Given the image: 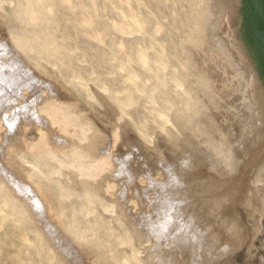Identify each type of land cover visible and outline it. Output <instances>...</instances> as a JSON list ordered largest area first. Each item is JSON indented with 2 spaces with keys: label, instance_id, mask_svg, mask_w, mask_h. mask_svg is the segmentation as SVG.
<instances>
[{
  "label": "rangeland",
  "instance_id": "374dc122",
  "mask_svg": "<svg viewBox=\"0 0 264 264\" xmlns=\"http://www.w3.org/2000/svg\"><path fill=\"white\" fill-rule=\"evenodd\" d=\"M17 1L24 3L4 0L0 8V147L6 146L0 150V209L7 210L0 212V264H74L65 254L72 257L71 247L89 264H141L130 255L148 244L145 234L158 236L155 243L185 235L184 241L197 248L190 256L196 264H264V111L255 101L258 95L264 100V89L258 92L256 86V65L262 63L255 64L256 46L250 41L254 0H231L233 13H224L212 43L201 33L212 0H71V5L50 0L54 20L35 24L38 30L56 27L48 32L57 44L49 55L44 40L25 47L31 25L13 13ZM122 11L137 16L139 30L111 27L123 18ZM82 12L91 15L92 25L81 23ZM141 51L147 64L137 59ZM23 89L31 107L35 99L44 105L41 98L50 97L74 113L87 131L84 140L63 131L75 128L61 113L57 125L41 113L47 120L44 132L57 153L76 142L86 161L102 166L95 181L66 168L64 176H54L70 190L65 197L56 183L27 181L15 146L22 135L36 141L37 123L24 114L8 119L19 112L16 95ZM13 120L21 128L15 130ZM53 136L66 142L57 144ZM13 137L12 144L6 142ZM26 182L39 201L23 192ZM85 191L91 200L82 196ZM4 203L13 204L20 223L9 217L11 207Z\"/></svg>",
  "mask_w": 264,
  "mask_h": 264
},
{
  "label": "bare ground",
  "instance_id": "6f19581e",
  "mask_svg": "<svg viewBox=\"0 0 264 264\" xmlns=\"http://www.w3.org/2000/svg\"><path fill=\"white\" fill-rule=\"evenodd\" d=\"M24 1V3H23ZM40 1H43V2H40ZM45 0H22V3L23 4H19L17 1V7H19V9H16L15 7V11L13 13H16L17 15H21L23 17H25L26 21L31 25L29 26L26 31L29 33L27 36L25 35V37L27 38V42L25 44V47L29 46L31 47V45L33 46H37L41 43H43V40L45 41V47H46V53L49 55L51 49L54 48V50L57 48V44L54 40V35L51 36L48 34L49 31H54L56 30V27L53 26L52 24H45L44 27L40 28L39 30L35 27V24H36V21H40V22H43V23H47V22H50L53 19L52 16H54L55 12H56V8H55V3L50 1V0H47L49 2H44ZM126 3H129L130 0H125ZM52 2V3H51ZM214 2V4H213ZM12 3V2H10ZM21 3V2H20ZM48 3V4H47ZM54 3V4H53ZM65 5H71L72 4V1L71 0H63V2ZM4 4V0H0V8L2 7V5ZM76 7L78 6H82V4L79 5V3H75L74 4ZM78 5V6H77ZM91 6H96V3L93 1L92 3H90ZM232 2L231 0H212V4H211V9L209 11V14L206 15V18L204 19L203 23H202V27H201V33H202V36L203 37H208L212 42H214L215 40L217 41L218 39V31H219V28H220V22L222 20V17L224 16V13L227 12V10L229 11V13H233V8H232ZM252 13L253 15H255V18L253 19L252 18V22H253V25L251 26L252 30H253V36H251L250 38V41L251 42H254L255 46H256V61H255V64L258 63V59H261V65H256L257 66V69L255 70L256 73L258 74L257 76V82L258 84L256 85L258 87V92L260 90L263 91L264 89V13L260 7V4H259V1L258 0H254V4H253V8H252ZM241 14V12H240ZM44 15H48L50 16L51 18L50 19H46V18H43ZM82 15V20H81V23L84 25V24H87V25H92V23L94 22L91 15L85 12H82L81 13ZM121 15L123 18H121L119 21L118 20H115L113 23H112V28L113 29H116L118 31H122V32H131V30H139L140 29V23L137 19V16H130L128 17L127 16V13H125L124 11L121 12ZM17 17V16H16ZM22 17V19H23ZM18 18V17H17ZM24 19V20H25ZM21 20V19H19ZM23 20V21H24ZM84 32H86V30H83ZM26 32V33H27ZM47 33V34H46ZM13 36V35H12ZM96 36L100 39L103 38V35L101 34H96ZM16 37V38H15ZM18 35H14V41L16 43H19L21 38H17ZM22 37V36H21ZM24 37V39H25ZM20 39V40H18ZM245 35L242 36V44L240 42H238L237 46L240 47V44L242 45V47L245 49V48H248L249 47V44H245ZM218 43V42H217ZM244 43V44H243ZM22 44V45H24ZM220 44V43H219ZM225 44V42H224ZM222 45H223V42H222ZM122 46V44H121ZM225 46V45H224ZM30 47H28L30 49ZM32 48V47H31ZM34 48V47H33ZM35 51V50H33ZM16 52V51H15ZM17 53V52H16ZM17 56V55H16ZM130 58V57H129ZM20 59V58H18ZM137 59L140 63L142 64H147L148 61H147V58L145 56V54L141 51L140 53H138V56H137ZM15 60V58H14ZM11 61V60H10ZM20 64V62H18ZM18 63H16L18 65ZM14 65V64H13ZM22 65H25L24 63H22ZM21 65V66H22ZM26 66V65H25ZM20 67V66H19ZM27 67V66H26ZM23 68V67H22ZM18 69V68H17ZM21 70V69H20ZM23 70V69H22ZM17 72V71H16ZM27 72V71H26ZM29 72H32V71H29ZM33 73V72H32ZM28 74V73H27ZM29 76H33V75H29ZM25 77V76H24ZM17 78V77H16ZM29 78V77H28ZM31 78V77H30ZM29 78V79H30ZM10 79V78H9ZM23 80V79H22ZM28 80V79H26ZM41 80V79H40ZM39 81V80H38ZM25 82V81H23ZM29 82V81H28ZM32 82V80H31ZM41 82V81H40ZM17 83V82H16ZM22 83V82H21ZM20 83V84H21ZM37 83V82H36ZM42 83V82H41ZM34 84V83H33ZM39 84V83H38ZM37 84V85H38ZM41 85V84H39ZM38 85V86H39ZM44 85L45 82H44ZM43 85V86H44ZM18 86H19V83H18ZM27 86V85H26ZM34 86V85H33ZM48 86V85H46ZM13 87V86H12ZM11 87V88H12ZM25 87V85L23 86ZM36 87V86H34ZM15 88V87H14ZM21 88V87H20ZM28 88V87H27ZM10 89V88H9ZM19 89V87H18ZM48 89V88H46ZM45 89V90H46ZM53 89V88H52ZM51 89V90H52ZM14 90V89H13ZM11 90V91H13ZM38 90V89H37ZM49 90V89H48ZM16 91H17V86H16ZM15 91V92H16ZM26 91V90H25ZM23 90H21L19 93H17L16 95V98L17 99V103L21 105V107H17L15 110H18L19 112L18 113H14L13 115H10L8 116V114H6V118L8 116V119H12V118H15V117H18L20 114H24L25 115V119H29L30 115L33 117V119L36 121L37 123V131L39 133V136H37L38 138L36 139V141H29V139H27V136L26 135H22L23 138L17 142L16 146L17 147V151H16V160L18 163L21 164V166L19 167V169L22 171V173L24 174V176L26 177L27 181L31 184H35L36 182H47V183H50V184H53V183H56L57 185V188L60 192V194L62 196L64 195H68L66 193H68V189L65 190L64 187H62V182L61 181H54V176L57 175L59 177H62L64 176V171L65 169H69V170H74L75 172H77V174L81 177V178H85L87 180H91V181H95L97 177H99L102 172H103V167L101 166H97L96 165V162L91 160V161H86L85 158V154L83 152V150L80 148V146L76 145V142H72L71 145H69V147H66L64 149H61L59 153H57L52 147H50V142L48 141V138L46 137V133L44 132V125L46 124L47 125V120L45 118H42L41 117V113H46V115L51 118L52 122L51 124L52 125H57L59 124V120L57 119V116L59 113L63 114L64 115V123H66V125H71L73 126L75 129H74V132L71 133V132H68L66 130V128H62L64 132L66 133H69V134H76L77 135V138L78 140H84L85 139V135L87 133L86 129L81 126L80 124L77 123V118L75 119V115L74 113L70 110V108L66 105H64L62 102L59 103L57 100H54V99H44V98H41L42 101H44V105H37V102L34 100L32 102H30V104L32 103L33 106L31 107V105H29V103L27 104V100H26V92ZM18 92V91H17ZM23 92V93H22ZM41 93V92H40ZM49 93H53V92H49ZM11 94V93H10ZM59 94V93H58ZM39 95V94H38ZM57 95V94H56ZM40 96V95H39ZM258 96L260 97V99L258 100ZM255 99L256 103L258 102L260 104V106L262 107L263 111H264V100L262 99V96L261 95H258ZM11 99H14L15 96L12 95V97H10ZM35 98V97H33ZM53 98V97H52ZM39 98H37L38 100ZM39 101V100H38ZM22 109L25 110V113H22ZM44 120H46V122H44ZM49 120V119H48ZM26 120H24L25 122ZM4 122V121H3ZM11 122V121H10ZM15 120L12 121V123H14ZM23 122V123H24ZM29 124V123H28ZM44 124V125H43ZM20 125H23V124H20L19 121H16L15 122V130L17 129L18 130V126L20 127ZM13 126V125H12ZM28 126V125H27ZM44 126V127H43ZM50 127V125H49ZM4 128V125L0 123V141L2 140V129ZM21 128V127H20ZM70 128V127H69ZM20 130V129H19ZM24 130V129H23ZM18 132V131H17ZM16 133V131H15ZM21 133V132H20ZM60 133V132H59ZM62 133V132H61ZM19 134V133H18ZM4 136H7V135H4ZM20 136V134L18 135V137ZM17 137V139H18ZM50 137V136H48ZM16 138V137H15ZM54 138V136H53ZM13 138L7 140L6 142H10V144H12L13 142ZM16 139V141H17ZM50 139V138H49ZM55 142L57 144L59 143H62L63 141V138H59V137H55ZM53 140V139H52ZM63 140V141H61ZM4 140H2L3 142ZM14 141V142H16ZM51 141V140H50ZM1 142V143H2ZM52 142V141H51ZM66 142V141H65ZM56 143H53V144H56ZM64 144V143H63ZM69 144V142H68ZM9 145V144H7ZM13 146V145H12ZM66 146V145H65ZM2 147H6V146H2L0 147V150L2 149ZM14 148V147H13ZM1 152V151H0ZM3 153V152H1ZM4 155V153H3ZM108 155V154H107ZM4 157V156H3ZM96 157V156H95ZM110 156L107 157V160L110 161V159H108ZM1 158V157H0ZM112 158V157H111ZM5 159V158H4ZM1 160V159H0ZM11 160V159H10ZM13 160V159H12ZM197 161V160H196ZM113 162V160H112ZM211 162V161H210ZM217 163V162H216ZM218 164V163H217ZM1 165V163H0ZM103 165V164H101ZM14 166V165H13ZM214 166H217V165H214ZM219 166V165H218ZM2 167V166H1ZM23 167H28L29 170H23ZM5 169V167H3ZM16 168V167H15ZM14 168V169H15ZM110 168V166H109ZM107 168V170L109 169ZM218 168V167H217ZM7 170V169H6ZM10 171V169H9ZM18 171V170H16ZM20 172V171H19ZM6 173V172H5ZM8 171H7V177L8 176ZM11 173V172H10ZM18 173V172H17ZM15 174V173H14ZM3 174L0 173V176H2ZM16 175V174H15ZM14 175V176H15ZM20 175H22L21 173H19V177ZM5 176V175H4ZM18 176V175H16ZM6 177V176H5ZM6 177V178H7ZM10 177H13L10 176ZM15 178V177H14ZM14 178H10L11 181L9 182H12L14 181L13 179ZM17 178V177H16ZM20 179H18L17 181H20ZM3 180H4V177H3ZM23 179H21V182L20 183H24L22 182ZM16 181V180H15ZM19 183V182H18ZM27 183V182H26ZM17 184V183H16ZM13 186H16L12 183ZM24 184H22L23 186ZM26 187L24 188L25 190L23 191L24 193L25 192H29L30 190H28L29 186H28V183L25 184ZM219 185V184H218ZM3 186L4 184L2 182H0V193H2L3 191ZM21 186V187H22ZM111 186V185H110ZM19 187V186H18ZM20 187V188H21ZM19 188V189H20ZM112 188V187H110ZM135 188V187H134ZM18 188H16V191L19 190ZM14 191V192H16ZM34 190L31 189L30 193L32 192L33 195H35V197L32 195V197L36 198L37 199V196L36 194L33 192ZM20 193V191H17ZM23 195V193H21ZM19 194V196L21 195ZM122 194V193H121ZM2 194H0L1 196ZM29 195V194H28ZM27 195V196H28ZM118 195V194H117ZM82 196L88 200H91V195L90 193L86 192L84 194H82ZM81 196V197H82ZM2 197V196H1ZM0 197V198H1ZM24 197V200H25V196H22ZM31 198V196H29ZM29 197L26 198L27 202L29 200ZM65 197V196H64ZM7 198V196H6ZM6 198H2V203L5 202L4 200ZM133 198V196H131V199ZM135 198V197H134ZM8 200V199H7ZM134 200V199H133ZM36 202V200H34ZM32 201L31 199V202H34ZM37 201H39L37 199ZM135 201V200H134ZM133 201V202H134ZM8 202V201H7ZM38 203V202H37ZM37 203H36V207L38 208L40 205L38 203V206H37ZM135 203V202H134ZM5 204H8V203H4L3 205ZM29 204H31L29 202ZM28 204V205H29ZM136 204V203H135ZM140 204V203H138ZM2 205V206H3ZM10 205L11 207V211L8 212L9 214V217L12 218V220L15 222V223H20L21 222V219L20 217L19 218H16L14 217L17 213V211L13 210L12 206L13 204H8V206ZM44 205V204H43ZM142 205V204H141ZM152 205V204H151ZM1 206V205H0ZM42 206V205H41ZM40 206V207H41ZM9 207V208H10ZM14 207V206H13ZM32 208V205L30 206ZM143 207V205H142ZM4 208V207H3ZM6 208V206H5ZM4 208V209H5ZM15 208V207H14ZM34 208V207H33ZM36 208V209H37ZM42 208V207H41ZM40 208V209H41ZM46 208V206H45ZM144 208V207H143ZM4 209H0V212H4L5 210ZM84 209V208H83ZM10 210V209H9ZM34 210V209H32ZM31 210V211H32ZM42 210V209H41ZM40 210V211H41ZM87 210L86 208L84 210H82V213H84V211ZM89 211V210H88ZM42 212V211H41ZM49 212V211H48ZM86 212V211H85ZM5 213H7V210L5 211ZM38 215L40 212H36ZM47 212H45L44 214H46ZM130 213V212H129ZM146 213V212H145ZM59 214V213H58ZM87 214V213H86ZM144 214V213H143ZM151 214V213H150ZM40 216V215H39ZM58 216V215H57ZM56 216V217H57ZM60 217V216H59ZM130 217V216H129ZM38 218V217H37ZM43 218V217H42ZM46 218V216L44 217ZM43 218V219H44ZM50 218V217H49ZM48 219V218H47ZM45 219V220H47ZM38 220V219H37ZM52 220V219H51ZM132 220V219H131ZM149 220V219H148ZM58 221V220H56ZM75 221V219H74ZM50 222L49 219L47 221V223ZM51 223V222H50ZM59 223V222H58ZM53 224V223H51ZM46 226V225H45ZM50 226H53L54 225H50ZM49 224L48 226L46 227H50ZM67 226V225H66ZM137 228L141 229L140 226L138 225V223H136V226ZM48 228L46 231H48ZM52 228V227H50ZM49 228V229H50ZM56 230H57V227H55ZM46 229V228H45ZM54 230V229H53ZM52 231V230H49V232ZM59 230L55 231V232H58ZM48 232V233H49ZM53 232V233H55ZM137 232H139V230H137ZM47 233V232H46ZM47 233V234H48ZM51 233V232H50ZM61 233V232H60ZM58 235V234H57ZM47 236H50V234H48ZM53 236L55 237L56 234ZM51 235V237H53ZM75 236L77 238H80V233H78L76 231L75 233ZM171 236V235H170ZM169 236V237H170ZM185 235H180L179 240L176 241V242H169V238L165 240V242H160V243H155L157 240H158V236L157 237H154L152 235H147L145 234V239H146V246L142 247V248H135L133 249L132 251V255H130L131 258L137 260L139 263L143 264V261L144 260H147L148 262H150L151 264H196V263H193L192 261L195 259V258H192V260L190 259V256H193L196 254L197 252V248L195 246H193L190 242L187 243L185 242L187 240V235L185 238L184 237ZM190 239L192 238L191 234L189 235ZM28 235L26 234L25 238L26 240L27 239ZM50 237V239H52ZM54 237L52 239V241L54 240ZM57 237V236H56ZM61 237V236H59ZM143 237V238H144ZM62 238V237H61ZM157 238V240H156ZM186 239L184 241V239ZM59 239V238H58ZM128 239V238H127ZM194 239V238H193ZM61 241V239H59ZM63 240V238H62ZM65 240V238H64ZM63 240V241H64ZM189 240V239H188ZM195 240V239H194ZM58 241V240H56ZM59 241V242H60ZM182 241H184L185 243H182ZM55 242V241H54ZM57 242V245L58 243ZM70 242V241H69ZM68 242V243H69ZM197 242V241H196ZM63 243V244H62ZM62 246H64V242H62ZM244 243V242H243ZM56 244V242L54 243ZM245 244V243H244ZM55 245V246H57ZM65 245H66V242H65ZM191 246L190 248L188 249H185V246ZM68 246V244L66 245V247ZM69 246L71 247L72 245L69 244ZM68 246V248H69ZM150 247V248H149ZM65 248V246H64ZM67 248V249H68ZM66 249V248H65ZM65 249H62L64 250L63 252H65ZM72 249V250H71ZM71 251H72V257H68V253L65 252V254H67L66 258H70V260H73V263L74 264H89V263H85L83 261V257H81L80 255V252L71 247ZM60 253H61V249L59 250ZM62 252V253H63ZM68 252V251H67ZM69 253H71L69 251ZM131 253V252H130ZM65 256V255H64ZM71 256V254H70ZM127 255L124 256V260L127 262V260L129 259V257H126ZM72 258V259H71ZM83 258V259H82ZM85 260V259H84ZM87 261V260H86ZM89 262V260H88ZM125 262V263H126ZM92 263V262H91ZM71 264V262H70ZM128 264V263H127Z\"/></svg>",
  "mask_w": 264,
  "mask_h": 264
},
{
  "label": "water",
  "instance_id": "95a60500",
  "mask_svg": "<svg viewBox=\"0 0 264 264\" xmlns=\"http://www.w3.org/2000/svg\"><path fill=\"white\" fill-rule=\"evenodd\" d=\"M259 1V4H260V7L264 13V0H258Z\"/></svg>",
  "mask_w": 264,
  "mask_h": 264
}]
</instances>
